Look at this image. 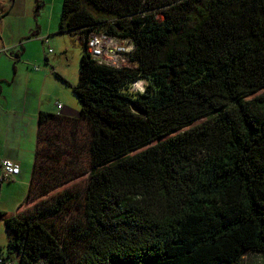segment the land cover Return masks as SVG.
Listing matches in <instances>:
<instances>
[{
  "label": "trees",
  "instance_id": "1",
  "mask_svg": "<svg viewBox=\"0 0 264 264\" xmlns=\"http://www.w3.org/2000/svg\"><path fill=\"white\" fill-rule=\"evenodd\" d=\"M59 31L82 36L78 82L54 72L80 112L40 110L0 264L264 255V0H63ZM95 32L131 40L134 65L94 59Z\"/></svg>",
  "mask_w": 264,
  "mask_h": 264
},
{
  "label": "crops",
  "instance_id": "2",
  "mask_svg": "<svg viewBox=\"0 0 264 264\" xmlns=\"http://www.w3.org/2000/svg\"><path fill=\"white\" fill-rule=\"evenodd\" d=\"M14 3L15 0H0V5L2 4L0 10L3 13H8V7ZM5 20L6 17L3 15L1 23ZM37 33H39V30H37ZM4 34L5 25L0 29V49L6 51L8 48L5 45L8 44L5 42ZM15 48L10 49L16 51V55L18 52L19 55L23 53ZM42 55L43 61L48 64L49 60L48 62L45 61V57H48L47 52L44 51ZM14 60L16 61L18 58ZM3 69L7 74L6 67ZM1 70L2 62L0 61V73ZM54 72H58L66 78V74L61 69L56 71L54 66L41 67L38 64H34L32 67H26L23 64L18 69L13 64V74L11 76L7 78L0 76V81L6 80L7 84L12 85L19 80V84L22 85V93L19 95L9 90L0 95V116H3V119H0V162L3 158H11L18 162L21 167V171L11 180H0V210L7 214L18 212L26 203L25 199L29 191L36 157L37 118L40 110L68 116L79 115L76 109L66 107L63 103L59 107L56 100L54 102V97H62L65 92L63 83L57 79ZM2 86L3 82L0 83L1 90ZM4 195L5 198H3ZM3 255L5 254L3 253Z\"/></svg>",
  "mask_w": 264,
  "mask_h": 264
},
{
  "label": "rangeland",
  "instance_id": "3",
  "mask_svg": "<svg viewBox=\"0 0 264 264\" xmlns=\"http://www.w3.org/2000/svg\"><path fill=\"white\" fill-rule=\"evenodd\" d=\"M62 2L63 0H15V3L8 7L9 12L4 13L6 20L2 23L0 21V29L5 25L4 38L6 44H8L5 45L8 50L2 49L4 51L0 52V61L2 62L0 76L6 78L11 76L13 74V64L17 69L23 64L26 67L38 64L41 67L54 66L56 71L61 69L66 74V78L61 76L71 85L78 82L80 59L83 51L82 36L78 31L71 33L59 31ZM37 30H39V33H37ZM43 36L47 37V41L43 42L41 40ZM12 47H16V50H21L23 53L18 57L16 51L10 49ZM50 49L51 51H49ZM43 50L47 52L48 64L43 61ZM16 58L18 60L15 61ZM5 67L8 70L7 74L3 69ZM57 79L63 83L65 92L62 97H54V102L56 100L57 106L60 102L66 107L74 108L79 114L80 102L71 86L58 77ZM18 81L12 85L7 84L6 80L0 81V83L3 82L0 95L5 93L6 90L18 93V95L21 94L22 85ZM144 85L145 81L141 80L133 86V89L143 90ZM0 119H3V116H0ZM3 198H5V195ZM28 206H30L29 203H24L22 209ZM0 246L6 254L7 233L3 221H0ZM12 257L17 261L16 257ZM16 264H19V262L17 261ZM242 264H264V255L258 252H245Z\"/></svg>",
  "mask_w": 264,
  "mask_h": 264
},
{
  "label": "built area",
  "instance_id": "4",
  "mask_svg": "<svg viewBox=\"0 0 264 264\" xmlns=\"http://www.w3.org/2000/svg\"><path fill=\"white\" fill-rule=\"evenodd\" d=\"M41 40L43 42L47 41V37H41ZM87 44L93 58L100 63L115 67H131L134 65L131 55L135 46L128 38H120L106 32H95L90 34ZM36 68L38 67L36 66ZM0 163V180L2 181L11 180L21 171L20 164L11 158H3Z\"/></svg>",
  "mask_w": 264,
  "mask_h": 264
},
{
  "label": "water",
  "instance_id": "5",
  "mask_svg": "<svg viewBox=\"0 0 264 264\" xmlns=\"http://www.w3.org/2000/svg\"><path fill=\"white\" fill-rule=\"evenodd\" d=\"M133 108H134V110L139 111L138 108L136 106H134V104H133Z\"/></svg>",
  "mask_w": 264,
  "mask_h": 264
},
{
  "label": "clouds",
  "instance_id": "6",
  "mask_svg": "<svg viewBox=\"0 0 264 264\" xmlns=\"http://www.w3.org/2000/svg\"><path fill=\"white\" fill-rule=\"evenodd\" d=\"M135 84H136V83H135ZM135 84H134V85H135Z\"/></svg>",
  "mask_w": 264,
  "mask_h": 264
}]
</instances>
